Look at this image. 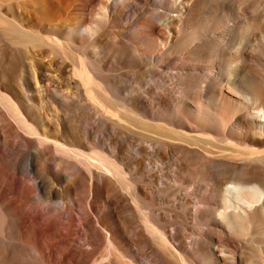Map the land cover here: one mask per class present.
Wrapping results in <instances>:
<instances>
[{"label":"bare ground","instance_id":"obj_1","mask_svg":"<svg viewBox=\"0 0 264 264\" xmlns=\"http://www.w3.org/2000/svg\"><path fill=\"white\" fill-rule=\"evenodd\" d=\"M0 264H264V0H0Z\"/></svg>","mask_w":264,"mask_h":264},{"label":"rangeland","instance_id":"obj_2","mask_svg":"<svg viewBox=\"0 0 264 264\" xmlns=\"http://www.w3.org/2000/svg\"><path fill=\"white\" fill-rule=\"evenodd\" d=\"M101 6V4H98V5H96V8H99ZM95 8V7H94ZM97 10V9H96ZM89 13V12H88ZM98 14H99V9H98V11H97V13L95 12V16L94 17H97L98 16ZM87 16H88V19L89 18H91V16H89V14H86ZM100 16V15H99ZM101 17V16H100ZM98 18V17H97Z\"/></svg>","mask_w":264,"mask_h":264}]
</instances>
